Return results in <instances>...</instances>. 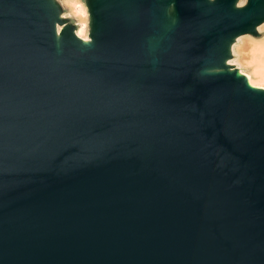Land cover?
<instances>
[{
    "label": "water",
    "instance_id": "1",
    "mask_svg": "<svg viewBox=\"0 0 264 264\" xmlns=\"http://www.w3.org/2000/svg\"><path fill=\"white\" fill-rule=\"evenodd\" d=\"M87 4L0 0V264H264V93L211 71L264 4Z\"/></svg>",
    "mask_w": 264,
    "mask_h": 264
},
{
    "label": "rangeland",
    "instance_id": "2",
    "mask_svg": "<svg viewBox=\"0 0 264 264\" xmlns=\"http://www.w3.org/2000/svg\"><path fill=\"white\" fill-rule=\"evenodd\" d=\"M61 12H67L71 18L66 17L65 23H77L75 28H78L80 22L86 23L85 27H80V35L89 36L88 32L91 27L92 18L88 9V0H55ZM250 0H240V3L248 4ZM260 5L264 4V0H256ZM81 4L84 9L78 8L76 4ZM254 30H248L240 33L238 43L234 47L235 65L239 66L243 73H246L255 85L264 86V18L256 25ZM253 83V84H254Z\"/></svg>",
    "mask_w": 264,
    "mask_h": 264
},
{
    "label": "bare ground",
    "instance_id": "3",
    "mask_svg": "<svg viewBox=\"0 0 264 264\" xmlns=\"http://www.w3.org/2000/svg\"><path fill=\"white\" fill-rule=\"evenodd\" d=\"M210 2H212L213 0H208ZM76 6L78 8H82L84 9V7L78 3V5L76 4ZM233 8L235 9H243L246 4L245 3H240V0H233V4H232ZM63 17H69L71 18V15L67 12H60L58 14V18H63ZM174 16H172L169 12V9L167 11V24L170 25L174 22ZM77 25V23H76ZM80 27H85L86 28V23L80 22V24H78V28H74L72 33L73 35L76 37V39H78L81 43L83 44H88L92 41V39L87 35H80L79 31ZM257 27V26H256ZM63 26L59 25V23H56V38L59 41L61 38V31L63 30ZM241 35H236L231 37L230 39H228L226 41V54L225 57L223 59L222 62V66L219 67H213L211 68V71H215V72H219V71H228V72H233L235 73L237 76L239 77H243L247 83L248 86H250L251 88L258 90L260 92L264 93V86L261 85H255L254 81L250 79V77L246 74L243 73L240 69L239 66L235 65V60L232 59V56L234 55V47L235 45L238 43L239 39H240ZM229 61H232V63H229ZM254 83V84H253Z\"/></svg>",
    "mask_w": 264,
    "mask_h": 264
},
{
    "label": "crops",
    "instance_id": "4",
    "mask_svg": "<svg viewBox=\"0 0 264 264\" xmlns=\"http://www.w3.org/2000/svg\"><path fill=\"white\" fill-rule=\"evenodd\" d=\"M67 1H70V0H64V2H67Z\"/></svg>",
    "mask_w": 264,
    "mask_h": 264
},
{
    "label": "built area",
    "instance_id": "5",
    "mask_svg": "<svg viewBox=\"0 0 264 264\" xmlns=\"http://www.w3.org/2000/svg\"><path fill=\"white\" fill-rule=\"evenodd\" d=\"M74 25H75V23H73ZM76 26V25H75ZM88 34H89V32H88Z\"/></svg>",
    "mask_w": 264,
    "mask_h": 264
},
{
    "label": "snow or ice",
    "instance_id": "6",
    "mask_svg": "<svg viewBox=\"0 0 264 264\" xmlns=\"http://www.w3.org/2000/svg\"><path fill=\"white\" fill-rule=\"evenodd\" d=\"M229 63H232V61H229Z\"/></svg>",
    "mask_w": 264,
    "mask_h": 264
}]
</instances>
